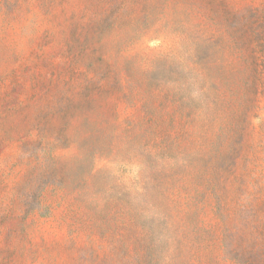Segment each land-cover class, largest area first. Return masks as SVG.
<instances>
[{
    "label": "rangeland",
    "instance_id": "rangeland-1",
    "mask_svg": "<svg viewBox=\"0 0 264 264\" xmlns=\"http://www.w3.org/2000/svg\"><path fill=\"white\" fill-rule=\"evenodd\" d=\"M0 264H264V0H0Z\"/></svg>",
    "mask_w": 264,
    "mask_h": 264
}]
</instances>
